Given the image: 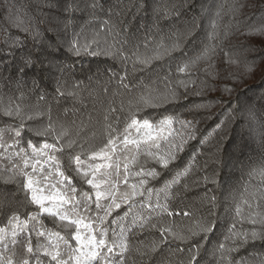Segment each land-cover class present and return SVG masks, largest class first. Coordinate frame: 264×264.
I'll return each instance as SVG.
<instances>
[{"label":"trees","instance_id":"1","mask_svg":"<svg viewBox=\"0 0 264 264\" xmlns=\"http://www.w3.org/2000/svg\"><path fill=\"white\" fill-rule=\"evenodd\" d=\"M93 3L95 9L91 7ZM106 20L111 22L109 28L115 25L118 36L103 30ZM193 21L197 27L189 35ZM213 22L215 40L209 39ZM262 25L264 0H0V145H3L0 147V199L6 195L11 200V204L4 207L18 210L22 217L27 211L36 212L34 205L24 207L25 193L19 190L18 183L5 182L15 172L7 169H12L14 163L22 166V161L14 155L18 148L5 150L8 145H15V130L19 129L21 121L4 115V106L19 105L26 114L33 116L24 121L22 146L26 148L29 140L37 146L45 141L54 142L55 135H35L36 130L45 129L51 120L55 134L66 130L67 139L77 141L73 155L81 154L85 168L92 164L102 165L105 161L102 156L90 157L92 150L100 151L107 144L108 123L119 129L112 133L117 137L114 145L105 149L113 158L123 144L125 126L130 123L131 114L155 125L165 116H172L181 121H192L196 139L189 141L180 158L170 166V171L155 165L161 177H158V183L151 181L149 186L157 191L189 163L193 166L182 178L179 194L173 193L167 201L181 215L165 217L162 222H173L174 230L186 233L187 228L207 220L214 224V230L196 237L189 235L184 242L169 238L162 243L159 229L136 228L129 234L128 264H188L197 244L200 245L198 264H229L230 260L239 264L242 259L264 256V241L249 242L224 256L218 250L233 225L237 231L250 229L249 214H264V198H261L264 177L259 174L264 168V35L253 31ZM49 38H53L59 48H49L52 43ZM114 40L119 41L116 46L123 47L128 56L138 52L142 57H152L154 49L163 51L176 41L180 42L181 49L152 59L147 65L136 63L135 68L134 56L125 63L120 56H76L68 50L70 42L78 41L82 45L91 44L93 50L100 51ZM205 45L215 46L211 61L201 60L190 75L179 72V66L198 55ZM49 51L57 57L53 61L57 67L52 72L47 70ZM29 54L33 59L43 61V67L37 63L34 68L21 71L23 58ZM229 58L238 63H229ZM245 61L256 62L250 74L245 73ZM121 76H126L127 89L120 84ZM188 80L196 83L188 84L186 91L180 82ZM58 81L64 92L62 96L56 91ZM226 89L232 91L229 93ZM172 90L179 98L169 103L151 106L141 100L149 94L159 97ZM41 95L45 97L43 100ZM199 104L206 107L196 109L194 105ZM109 107L118 110L114 114L120 117L118 124L115 119L104 121V113ZM249 109L252 115H249ZM175 128L181 130L179 123ZM201 140L205 143L201 144ZM28 151L31 155V150ZM67 152L66 149L62 156L65 163ZM144 159L147 158H142V162ZM118 162L120 165L119 158ZM147 163L153 165L154 162L147 159ZM43 167L48 169L49 166L44 163ZM106 170L102 168L97 176L102 177ZM114 170L112 164L109 168L111 177ZM27 171L30 173L32 169ZM123 173L119 167L118 182L121 178L124 180ZM65 174L75 176L74 172L65 171ZM137 180L130 176L128 183ZM50 182L56 181L50 178ZM74 186L78 192L93 190L79 176H76ZM118 189L128 190L124 182ZM157 191L150 196L152 203L158 199L161 204L165 203L164 193L157 196ZM144 199H149L147 193ZM124 211H130V215L119 220ZM184 211L191 216L184 217ZM141 212L147 214V209H142L139 204L131 210L122 206L108 218L109 221L116 218L117 224L106 222L104 226L110 229V236L111 229H115L118 236L121 227L127 229L132 216ZM10 215L11 211L5 214L0 209V226L7 224ZM58 224L59 221L54 223L53 218L46 215L40 217V224L32 222L37 228L43 225L48 231L63 232ZM36 239L33 235V240ZM154 242L157 247L153 250ZM71 243L75 245V241ZM226 246L232 247V241H227ZM45 264H48L47 260Z\"/></svg>","mask_w":264,"mask_h":264},{"label":"snow or ice","instance_id":"2","mask_svg":"<svg viewBox=\"0 0 264 264\" xmlns=\"http://www.w3.org/2000/svg\"><path fill=\"white\" fill-rule=\"evenodd\" d=\"M91 7L95 9L96 4L93 3ZM110 23L109 20L104 21L103 30L107 31L109 35L118 36L119 33L114 31L115 25H112L111 28L108 27ZM195 27L197 25L193 21L188 29L189 35L192 34V29ZM214 28L213 22V32L209 36L211 40H215L216 37ZM253 31L264 35V25L253 29ZM49 39L52 40V43L48 45L49 48H59L53 38ZM118 43L119 41L114 40L108 47L95 51L92 49L91 44L82 45L78 41H74L69 43L68 50L76 56L81 54L120 56L125 63L133 60L134 56L133 66L135 68L136 63L147 65L152 59H159L162 55H171L181 49L180 42L176 41L170 47L163 49V51L160 48L154 49L152 57H142L138 52L133 53V56H128L125 54L123 47L116 46ZM214 52L215 46L205 45L198 55L186 59L179 66L178 71L190 75L198 62L205 59L211 61ZM48 57L47 70L52 72L57 67L53 63L57 57L52 51L48 52ZM37 63H40L41 67H43V61L39 60V58L33 59L31 54H29L23 58L21 71L34 68ZM229 63H238V61L229 58ZM255 67V61H245L244 63L245 73H252ZM125 79L126 76H121L120 84L127 89L129 85L124 83ZM180 83L187 91L188 84H195L196 81L188 80ZM57 84V93L61 96L64 95L59 86V81ZM226 91L230 93L232 89H226ZM196 94L202 95V92H197ZM44 98L43 95L40 96L41 100ZM178 98L177 92L172 90L159 97L149 94L146 97H141V100L145 104L158 106V104L169 103ZM194 107L200 109L206 107V105L199 104L194 105ZM117 111L115 107H109L104 113V121L110 122L115 119L118 124L120 117L114 115ZM3 113L21 121L19 129L15 130V137L17 138L15 145H8L5 150L7 151L13 147L18 148L14 155L22 161V166L18 167L14 163L12 169H7V171L15 170V172L13 175L8 176L5 182L18 183L19 190L25 193L24 207L27 208L28 205H34L36 212L27 211L22 217L18 210L4 207L5 204H11V200L6 195L4 199H0V209H3L5 214L8 211L12 212V215L7 218V224L0 226V264H45V260H47L48 264H128L127 254L131 251L129 234L134 232L136 228L141 230L145 227L159 229L163 238L162 243L167 242L169 238L184 242L189 239V235L196 237L200 233L207 234L214 230V224L208 223L207 220L197 222L194 227L187 228V234L183 231L174 230L173 222H168L167 224L162 222L165 217L181 215L179 211L170 207L167 201L173 193L179 194L178 186L182 183V178L187 176L192 170V163H189L182 171H178L172 179L165 181L164 186L158 191L149 186L151 181H157L158 183V177H161V172L157 170L155 165L170 171V166L180 158V153L185 151L189 141L196 139L195 124L192 121H181L172 116H165L154 125L148 119L140 120L136 118L135 114H131L130 123L125 126L123 143L125 146H133L134 150L130 157H125L126 163L123 165V182L128 190L120 191L118 189V181L113 183L97 176V173L105 167L104 165L92 164L85 168L81 154L73 155V146L77 144V141L67 139L66 130L58 135L55 134L54 126L50 120L48 126L43 130H36L35 135H55V141L52 143L45 141L37 146L29 140L25 148L20 140L22 137L21 130L26 127L24 121L33 119V116L26 114L19 105L12 106L11 103L4 106ZM249 115H252L251 109H249ZM177 123L180 125V131L175 128ZM154 127L156 128L155 135L151 131ZM219 127L220 125H217V128ZM132 128H136L138 136L144 129L149 131L144 133L143 137L135 139L130 138V130ZM166 129L167 135L164 134ZM106 130L109 133L107 144L100 151L92 150L91 159L101 156L104 159H108V153L105 149H109V146L114 145L117 137L113 136L112 133L118 132L119 129L108 123ZM205 140H201L200 143H205ZM0 147H3V145H0ZM66 149L68 152L65 163L62 160V156ZM28 150H31V155H29ZM142 158L151 159L154 162L153 165H148L147 159L142 162ZM193 160H195V157H193ZM44 163L48 164V169L43 167ZM73 164H75L74 169L72 168ZM107 167L111 168V165ZM28 168L32 169L31 173L27 171ZM38 168L40 169L39 173L37 172ZM118 168L119 165H117ZM65 171L74 172L75 176L66 175ZM45 172L48 174L45 175ZM259 174L264 177V168L259 170ZM76 176L81 177L94 190V199L92 193L78 192V189L74 186ZM130 176H135L138 180L129 184L128 178ZM18 177H22V179H18ZM50 178L55 179L56 182L51 183ZM45 182L48 183L45 184ZM102 185L104 186L102 187ZM154 191H157V196L160 193H164L166 202L161 204L158 199L153 204L150 196ZM146 193L149 196L147 201L144 199ZM137 197L140 198L139 201ZM261 198H264V193H262ZM212 199L214 201L215 197ZM137 204L142 209H147V214L141 212L139 215H133L127 229L121 227L118 236L115 229H111L112 235L110 236V229L104 225L106 222L115 225L117 224V219L114 218L109 221L108 218L112 217L117 210L122 209V206H127L131 210ZM239 211V208H237L238 214ZM44 215L52 217L54 223L59 221L57 227L62 229L63 232L60 230L48 231L43 225L39 228L32 225V222L40 224V217ZM129 215L130 211H124L123 216H119L118 219L125 220ZM182 215L190 217L191 213L184 211ZM154 219L157 222H153ZM247 222L252 225L250 229L237 231L235 225L229 229V235L225 237V242L219 244L218 250L222 256L225 253L238 250V247L249 242L264 241V214L250 213L247 217ZM257 225H259L258 228L256 227ZM33 235L37 238L35 241L33 240ZM71 241H75V245ZM227 241H232V247L226 246ZM152 247L153 250L157 247L155 242ZM199 248V244L195 245L196 251L191 255L188 264H194V262L198 264L197 253ZM18 256L20 259H17ZM229 264H236V262L230 260ZM239 264H264V256L260 258L253 257L251 260L242 259Z\"/></svg>","mask_w":264,"mask_h":264},{"label":"rangeland","instance_id":"3","mask_svg":"<svg viewBox=\"0 0 264 264\" xmlns=\"http://www.w3.org/2000/svg\"><path fill=\"white\" fill-rule=\"evenodd\" d=\"M154 124V123H153ZM155 125V124H154ZM149 130L148 129H144L140 134L139 136L137 135V131H136V128H132L130 130V138H135V139H138V138H141L144 136V133L148 132ZM152 134L155 135L156 134V128L154 127L152 130ZM165 132H167V129L165 130ZM133 150V146L131 145H128V146H125L124 143L118 148L117 150V154L115 153L114 154V157L112 158V156H108V159H105V161H103V164L107 170L105 171L104 175L101 177L102 179L106 180V181H110V182H113V183H116L118 181V177H119V174H118V170L119 168L117 169V165H119V162H118V158L120 159V165L119 167L124 170L123 168V165L124 163H126V160H125V157H130L131 156V151ZM114 165L115 166V170H114V175L113 177H111L110 175V172L109 171V167H107L108 165ZM40 169L38 168L37 169V172L39 173ZM31 173V172H30ZM123 181L122 178L119 180V188L122 187V184H123ZM52 182V181H51ZM104 185H102L103 187ZM89 193H92L93 194V199H94V190H92L91 192ZM93 209H94V205H93ZM95 211V209H94Z\"/></svg>","mask_w":264,"mask_h":264}]
</instances>
